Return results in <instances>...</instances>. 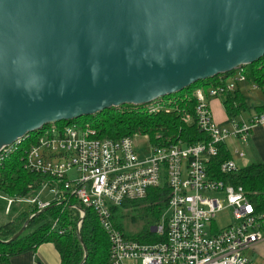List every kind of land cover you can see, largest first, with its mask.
<instances>
[{
    "label": "water",
    "instance_id": "water-1",
    "mask_svg": "<svg viewBox=\"0 0 264 264\" xmlns=\"http://www.w3.org/2000/svg\"><path fill=\"white\" fill-rule=\"evenodd\" d=\"M263 58L264 0H0V153Z\"/></svg>",
    "mask_w": 264,
    "mask_h": 264
},
{
    "label": "built area",
    "instance_id": "built-area-1",
    "mask_svg": "<svg viewBox=\"0 0 264 264\" xmlns=\"http://www.w3.org/2000/svg\"><path fill=\"white\" fill-rule=\"evenodd\" d=\"M252 89L260 88L252 85ZM220 94L221 90L212 89L209 98ZM197 98L196 123L209 141L153 147L142 136L150 145V156L142 158L131 137L96 139L91 130H68L62 137L41 139L28 155L26 169L52 181L44 188H51L53 199L62 196L63 185L95 212L109 237L110 264H254L246 252L264 241V213L256 211L242 187L216 179L211 161L218 156V146L229 138L246 141L254 128L264 127V113L248 122L218 124L206 94L199 91ZM185 121L189 123L190 117ZM19 143L4 148L0 161ZM239 168L231 159L221 165L220 173L233 174ZM164 185L169 189L167 209L152 228L159 241L143 244L126 238L114 225L112 210L143 200L150 189ZM35 193L3 198L8 202L7 212L13 203L37 206L40 212L46 209L50 201L40 198L41 191ZM225 212L232 221L219 228L217 219ZM80 216L83 219L85 211L80 210Z\"/></svg>",
    "mask_w": 264,
    "mask_h": 264
},
{
    "label": "trees",
    "instance_id": "trees-1",
    "mask_svg": "<svg viewBox=\"0 0 264 264\" xmlns=\"http://www.w3.org/2000/svg\"><path fill=\"white\" fill-rule=\"evenodd\" d=\"M233 72L200 81L178 94L171 96V102L157 101L152 105L137 108L125 106L106 110L95 117H84L69 121L72 128L48 125L40 131L20 140L16 149L0 161V196L18 199L41 191L46 183L52 181L42 173L26 169L28 155L32 148L38 147L45 137H62L68 130L95 132L96 139L118 140L125 137L147 136L153 147H170L179 142L196 145L209 141L196 123V109L199 104L197 92L209 98L212 89L221 90L217 97L225 108L229 124L250 111L264 113V105L251 108L239 86L241 83L264 87V58L261 62L246 66L232 81L228 78ZM244 79V80H242ZM156 104V106L154 105ZM160 104V105H158ZM147 108V109H146ZM192 122L186 123V117ZM66 123V122H65ZM218 156L211 161V168L218 180L235 187H242L247 198L258 213H264V163L258 162L240 167L236 173L223 175L221 165L233 159L226 143L218 146ZM62 196L52 199L43 211L37 206L19 212L15 218L0 226V264H10L13 257L35 252L45 243H52L61 256V264H110L109 237L101 227L95 212L86 208L70 190L61 185ZM169 189L164 185L150 189L145 199L124 203L112 210L114 225L124 236L143 244H154L159 238L152 233L167 209ZM15 203L7 214L11 215ZM80 210L85 211L81 219ZM131 224L139 223L137 232L125 233V219ZM82 220V221H81ZM28 225L15 240L13 238ZM81 222L80 228L78 224ZM62 232V233H61ZM86 248V251H85Z\"/></svg>",
    "mask_w": 264,
    "mask_h": 264
},
{
    "label": "rangeland",
    "instance_id": "rangeland-1",
    "mask_svg": "<svg viewBox=\"0 0 264 264\" xmlns=\"http://www.w3.org/2000/svg\"><path fill=\"white\" fill-rule=\"evenodd\" d=\"M240 70H235L233 72V75L231 77L228 78V81H232L235 77H238ZM247 87V89H244V94L246 97V101L248 103V105L253 109L257 106H263L264 105V91L262 89H256L253 90L252 89V85L248 84V83H244L243 86ZM216 99H218V101H221V99L219 98H212V102H213V109L215 110V120H217L219 117L223 116V110L221 108V106L218 105V102L216 101ZM164 102H171V98H165L163 100ZM210 103V102H209ZM156 106V104H154ZM147 109V108H146ZM253 111V110H252ZM213 116V117H214ZM244 117H248L249 113H246L243 115ZM189 117V116H188ZM187 118V117H186ZM192 122V119L190 117V122ZM59 127H63V128H72L73 129V125L72 124H67L65 122H61L58 123ZM134 142L136 143L137 147V152L140 155V157L145 158V157H149L150 156V145H149V141L148 139H143L142 136H135L133 137ZM229 140L232 141H236L234 138H229L227 140V142ZM237 144L235 146H231L232 150L235 152L236 151V147ZM238 154H240V151L238 150ZM235 155V154H234ZM236 159V163L238 164L239 167H245V163H248L247 161H245V157H238L237 155H235ZM240 160V161H239ZM254 161H252L253 163ZM38 194L35 193L34 197H37ZM40 198L44 201H49L53 199V195L51 193V188L49 187H45L43 190H41V194L39 195ZM7 202V201H6ZM8 203V202H7ZM5 207H6V203L2 200V196H0V226L6 224L7 222L13 220L15 218V216L23 211V210H28L30 205L27 204H15L14 208L12 210L11 215H8L7 212H5ZM232 221V216H229L228 212L222 213L220 215V217H218L217 219V224L219 228L225 227L229 224V222ZM125 233H130V232H137L142 228V225L139 223L136 224H131L130 219L126 218L125 219ZM246 256L254 263V264H264V241L261 243H258L253 249H250L246 252ZM131 264V263H128Z\"/></svg>",
    "mask_w": 264,
    "mask_h": 264
},
{
    "label": "crops",
    "instance_id": "crops-1",
    "mask_svg": "<svg viewBox=\"0 0 264 264\" xmlns=\"http://www.w3.org/2000/svg\"><path fill=\"white\" fill-rule=\"evenodd\" d=\"M244 83H241L239 86L241 87V90L244 94V89L246 87L243 86ZM245 96V94H244ZM246 98V97H245ZM218 105L221 106L223 110V116L219 117L217 120H215V110L213 109V102L210 99V107L212 109V113L214 116V120L218 124H223V125H229L225 124L228 121V117L225 111V108L222 104V101H218ZM258 107V106H257ZM249 113L248 117H244L243 115L239 118L236 119V121L244 120V121H249L254 115H256L255 111H250L247 112ZM236 141L229 140L226 142L227 148L229 149L233 160L235 161V155L238 157H245V161L248 163H245L244 165H250L253 163H264V127H256L252 130L251 135L247 138L246 141H239L235 139ZM237 144L236 151L234 152L231 148V146H235ZM238 150L240 151V154H238ZM235 154V155H234ZM241 154L243 156H241ZM240 161V160H239ZM252 161H254L252 163ZM236 162V161H235ZM51 201V200H49ZM46 201V202H49ZM61 256L54 244L52 243H45L42 244L37 251L35 252H30V253H25L16 257H13L11 259L10 264H61Z\"/></svg>",
    "mask_w": 264,
    "mask_h": 264
}]
</instances>
